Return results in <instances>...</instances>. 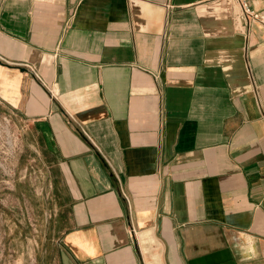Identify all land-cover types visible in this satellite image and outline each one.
<instances>
[{"label":"crops","instance_id":"1","mask_svg":"<svg viewBox=\"0 0 264 264\" xmlns=\"http://www.w3.org/2000/svg\"><path fill=\"white\" fill-rule=\"evenodd\" d=\"M0 102L49 175L53 264H264V23L238 0H0Z\"/></svg>","mask_w":264,"mask_h":264},{"label":"rangeland","instance_id":"2","mask_svg":"<svg viewBox=\"0 0 264 264\" xmlns=\"http://www.w3.org/2000/svg\"><path fill=\"white\" fill-rule=\"evenodd\" d=\"M23 119L0 102V264H53L55 203Z\"/></svg>","mask_w":264,"mask_h":264},{"label":"built area","instance_id":"3","mask_svg":"<svg viewBox=\"0 0 264 264\" xmlns=\"http://www.w3.org/2000/svg\"><path fill=\"white\" fill-rule=\"evenodd\" d=\"M242 9V14L247 23L259 21L264 23V13L257 9L252 0H238Z\"/></svg>","mask_w":264,"mask_h":264}]
</instances>
